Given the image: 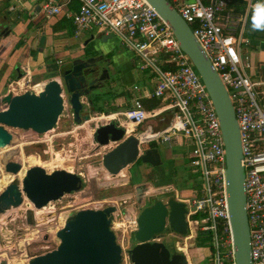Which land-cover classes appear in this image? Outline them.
I'll use <instances>...</instances> for the list:
<instances>
[{
	"label": "built area",
	"instance_id": "1",
	"mask_svg": "<svg viewBox=\"0 0 264 264\" xmlns=\"http://www.w3.org/2000/svg\"><path fill=\"white\" fill-rule=\"evenodd\" d=\"M23 1V0H20ZM70 1V0H69ZM77 11L64 10L49 0L42 5L48 18L65 11L76 26V35L98 33L120 35L133 51L141 69L155 75L153 89L134 86L140 95L122 110L132 131L141 127V145L180 142L190 147L192 165L201 172L204 183L192 188L188 195L179 193L186 203L187 218L200 231L211 234V263L237 264L227 199L226 147L221 122L207 88L182 49L172 28L147 0H78ZM189 23L213 67L219 72L233 102L239 122L243 165L246 172L245 191L251 234L253 264H264V79L254 80L255 66L242 53L249 15L260 0H245L238 11L233 0H169ZM13 9V7H12ZM167 66V69L164 68ZM23 78L16 81L22 89L37 90L29 64ZM13 86V84L11 85ZM145 98H157L164 105L147 110ZM173 113L170 124L159 131L143 128L151 118ZM151 136L144 139L147 132ZM139 212L135 207L123 213L118 207L111 229L122 248L121 264H132L128 254L131 237L138 227ZM190 234V232H189ZM194 236V231L191 237ZM181 249V248H179Z\"/></svg>",
	"mask_w": 264,
	"mask_h": 264
},
{
	"label": "water",
	"instance_id": "2",
	"mask_svg": "<svg viewBox=\"0 0 264 264\" xmlns=\"http://www.w3.org/2000/svg\"><path fill=\"white\" fill-rule=\"evenodd\" d=\"M147 2L172 28L182 49L201 76L215 106L226 147V191L235 258L237 264H253L242 135L228 89L191 26L175 6L169 0ZM38 10H41L40 6ZM2 25L3 23L0 24V37L3 40L0 41V49H5L11 43L13 46L16 40L9 24L1 30ZM253 33L260 32L254 30ZM108 37H103V41ZM96 38L97 36L91 35L85 45ZM46 39L47 36L43 34L39 41V51L44 50ZM23 43V39L19 40L14 45L15 50ZM99 60L100 57L96 55L76 57L69 61L68 67L49 75L42 89H26L20 93L9 91L0 97V103L4 105L2 107L0 104V149L12 142L13 134L9 128L31 129L43 137L46 132L55 128L66 111H70V116L78 125L96 122L92 113L83 111V108L85 103L89 106L93 104V93L99 91L97 94H102L101 90L110 77L107 67H103ZM16 70L20 71V67L17 66ZM21 75L20 72L18 77ZM113 114L116 115L104 119L106 121H97L96 127L92 129L94 143L100 147L110 146L102 158L96 161L95 166L106 179L110 176L114 181L120 179L124 185H129L131 179L128 170L135 162L141 159L144 163L157 167L162 164V153L158 146H151V143L141 145V132L129 131V124L125 122L123 114L106 111L98 116L108 117ZM22 167L20 161L5 162L7 173L18 174ZM86 178L83 173L63 167H56L51 171L41 165L29 167L23 178L11 181L1 191L0 213L23 207L26 200L34 206L27 208L31 213L35 209L46 208L53 202H62L67 195L82 191ZM172 183L173 180L158 181L155 187ZM126 201L124 198L120 204L124 205ZM117 211L118 206L115 204H107L103 208L72 209L65 223L56 230V236L60 240L58 247L33 257L28 264H121L122 248L111 229L112 219L116 217ZM187 212L186 203L175 197H170L168 201L159 199L145 206L139 214L138 227L132 235L136 242L134 245L131 243L128 250L131 263L189 264L187 254L177 245L172 251L165 241L160 240L169 229L181 236L189 235ZM0 264H8V261L2 259Z\"/></svg>",
	"mask_w": 264,
	"mask_h": 264
},
{
	"label": "rangeland",
	"instance_id": "3",
	"mask_svg": "<svg viewBox=\"0 0 264 264\" xmlns=\"http://www.w3.org/2000/svg\"><path fill=\"white\" fill-rule=\"evenodd\" d=\"M4 7L5 5L0 2V13ZM7 14L9 18H11V21H2L3 25L1 26V30L5 29L6 25L9 24L12 31L16 32V28L23 23L26 17L21 14L22 17L17 18L14 13ZM260 22L264 21L261 19ZM250 28H252L251 24L247 23L246 31L249 33L245 34L246 38L252 36L250 33L254 34V31H251ZM30 35V31L27 30L22 37L25 36L29 38ZM110 35L111 36L105 41H103L102 38H96L90 41L87 53L90 52L89 49H92V52L97 49V51H99V56H102V52L105 51L106 54H110L109 57L116 62H119L122 58H131V54L128 52V47L123 43L122 37L114 32ZM84 37L87 39L89 34H85ZM67 38L73 46L79 44L80 40H78L76 36L71 35ZM2 40L3 37H0V41ZM48 42L51 43L50 39H48ZM11 44L5 49H2L3 47L0 49V97L9 91L14 93L24 91V89L19 87L16 83V81L23 78L25 74L24 67H22L21 77H18V75H16L17 73L15 74V71H13L12 75H10L8 79L6 78V75L8 76L9 73L8 69L11 66L10 55L13 52L14 46ZM22 47H24L23 51L25 52V43H23L20 48ZM46 49H50L49 44L46 46ZM241 49L243 55L246 51L249 54L251 52L249 44L245 42L242 44ZM68 61L69 58L66 60L67 64ZM139 62L140 59H137L136 64ZM46 64L48 68L42 69L40 73H38L39 75H36L33 72L32 84L39 82L37 85H44V83L40 82L45 81L47 78L42 77H47L50 74H57L63 66L56 63L54 58H51L50 60L47 59ZM104 65L107 67L110 75L107 83L114 79L117 80L119 77L118 72L121 71V66L115 70V63L105 62ZM136 66H139V64ZM139 69L140 68H134L135 80L132 81L129 79V82H133L129 88H126L127 85H119L112 89L111 94L106 95L107 102L101 104L105 112L125 109L126 106L118 107L117 105L118 98L121 96L129 102L138 97L140 93L134 90V84H137L142 88L147 86L152 88L155 85L154 82H156L157 77L154 76V80L151 79V76H149L153 75L151 70L149 69L146 71V76H144L139 75ZM14 74L16 76H14ZM12 84L13 86H11ZM109 84L111 85V83ZM36 89L40 90L38 87ZM0 104L2 107L4 106L2 103ZM83 111L92 113L94 118L103 114L100 112L95 113L86 103L84 104ZM70 114V111H66L65 115L59 119L55 128L46 132L43 137H40L38 133L31 129L24 130L21 128H9L13 134L12 142L6 147L0 149V193L11 181H18L19 178H23L29 167L41 164L31 163V157L38 158L44 163L41 166L46 168V166H48L46 163L55 155H67V158H65L62 165L52 166L51 168L55 169L56 167H63L77 173H83L87 176V182L82 191L67 195L62 202L56 201L49 204L46 208L35 209L32 213L29 212L27 208H34V206L28 201H25L23 207L11 209L6 213H0V261L6 259L8 264H14V262L17 261L27 264L33 259V257L57 248L60 240L56 236V230L65 223V220L72 209L83 207L103 208L107 204H115L120 207L123 213L131 207H135L140 214L145 206L153 204L159 199L163 201H168L170 197L180 199V192L184 195H188L192 188H199L204 183L201 172L196 166L192 165L188 156L190 147L187 145V149L181 148V154H176L177 156H174L172 153L173 150L168 143L158 145L162 153L161 165L154 167L139 159L130 167L131 183L129 185H124L120 179L114 181L110 176L106 179L101 171L95 166V163L102 158V155L110 148V146L100 147L98 144L94 143L92 138V129L96 127L97 121L106 120L97 119L96 122L90 123L91 125L87 123L78 125L73 121ZM169 116L170 114H164L163 118L166 117L165 119H168L169 121ZM152 120L156 122L158 119L153 118ZM144 126L143 128H146V126ZM140 132L141 127L136 133ZM185 150L186 153H182L183 151L185 152ZM7 160L22 162L23 167L21 171L18 174L5 172V162ZM162 180H173V183L167 186L155 187V183ZM142 183L146 184V191L137 194L135 188ZM124 198L127 201L124 205H121L120 201ZM50 211H53V213ZM191 229L196 232L194 225ZM192 231H190V236ZM170 233L171 230H167L166 235L160 238V240L165 241L166 245L174 251L176 243L180 238L170 237ZM199 233L202 236L205 235L203 234L205 232L200 231ZM131 238V243L134 245L136 240L133 236ZM180 241L183 243V239ZM192 242H195L196 244V248L192 249L195 264H205L208 259L202 258L200 260L202 257L201 252H204L203 248L205 247L201 244L197 245V239H193ZM198 259L200 261H198Z\"/></svg>",
	"mask_w": 264,
	"mask_h": 264
},
{
	"label": "crops",
	"instance_id": "4",
	"mask_svg": "<svg viewBox=\"0 0 264 264\" xmlns=\"http://www.w3.org/2000/svg\"><path fill=\"white\" fill-rule=\"evenodd\" d=\"M47 1H49V0H23V1H20V0H0V2L5 5L4 9L0 13L1 14L0 18L3 22L5 20L11 21V18H9L7 13H14L17 18L22 17V15H24L26 17V19L23 21V23L16 28V32H14L15 34L13 33L14 34L13 35L14 40H16V41H14V45L19 40L23 39L24 43H25L26 51L25 52L23 51L24 47L19 48L20 50H18V49L15 50V48L13 46V52L10 55L11 66L8 69L9 75H12L13 71H15V74L17 73L16 75H19L20 72L22 73V67H25L27 64L30 65L32 71L37 75L38 73H40V71L42 69L48 68L46 62H47V59L50 60L51 58H54L56 60V63H58L59 65L60 64L62 65V64H65V62L68 58L70 61L76 57H84V55L87 54V49H84L85 42L88 39H90L91 35H95V36H97V38H103V37L109 36V35H100L98 33H82L80 36H77L76 35V26L74 24H73V29L63 28L61 30L54 31L53 30V24L64 15L65 11L62 12L61 14L57 15V16H53V17L48 18L46 16V14L44 13V11L42 10V5ZM53 1L56 4H61L64 10L67 9L69 11L75 12L74 10H72L70 8L73 0H70V1L69 0H57V1L53 0ZM39 6L41 7L40 11L38 10ZM12 7H13V9H12ZM7 10H8V12H7ZM16 12H18V13H16ZM261 19H262V21H264V17L262 15H261ZM29 23H31L33 25L29 26ZM27 30L30 31V34H31L30 37L29 38H27L25 36L22 37V35H24ZM251 31H254V30L251 29ZM257 32H260V33L259 34L250 33L252 35L251 37L253 38V40H251V43H248L249 49L251 50L250 54L247 51H246V53H244V56L250 57L251 62L255 66V69L253 71V72H255L254 77H253L254 80L264 79V31H262V32L257 31ZM43 34H45L47 36L46 45H45V48L43 51H39V48H38L39 47V41H40L41 36ZM85 34H89V37H87V39H85V37H84ZM71 35L76 36V38L78 40H80L79 44H77L75 46H73L71 44V42L67 38ZM48 39H50L51 43L48 42ZM48 44H49L50 49H46V46ZM32 50H37V52H38L35 59L32 56V52H31ZM89 51L90 52L88 54L99 56V51H97V49L94 52H92L93 51L92 49H89ZM128 52L131 54V58H122L119 62H116L115 60L110 58L109 57L110 54H106L105 51L102 52L103 53L102 56H99L100 60L103 63H105V62L113 63V64L115 63L116 64L115 70L118 69L119 66H121V71L118 72L119 73L118 79L117 80L114 79V80H111L109 82V83H111V85L109 84V86H108L109 91H107L106 95L111 94L112 89L116 88V86H119V85H127L126 88H129L132 85L131 83H133V82H129V81L135 80L134 79V68H140L139 66H136L139 64V63L136 64L138 57L133 51L129 50ZM17 66L20 67V71L17 70V72H16ZM139 70H140L139 75L146 76L145 72L148 71L149 69L143 70L140 68ZM50 75H53V74H50ZM149 76H151V79L154 80L153 77L155 75H149ZM47 77H42V78H47ZM40 83H44V81H41ZM154 84H155V82H154ZM136 85L137 84H134L133 87ZM153 87L150 88L149 86H147L144 88L153 89ZM262 88H264V85L260 86V89H262ZM104 99L105 100L101 101L102 104H105L107 102V98L105 97ZM117 103H118L117 104L118 107H124V105L126 103L131 106L133 103V100H131L129 102L128 100H126L124 97L121 96L118 98ZM120 111H122V110H117V112H120ZM95 113H98V112L95 111ZM164 114H167V115L170 114L169 121H168V119L167 120L165 119L166 117L163 118ZM115 115L116 114H113L111 117H114ZM172 117H173V113L165 112L162 115L156 117V119H158L156 122L152 120L153 118H151L147 122L148 124L145 126H146V128H148V125H149V126H151L152 130L159 131V130L166 128L170 124ZM107 118H108L107 116L103 115L102 117L99 116V117L94 118V119H107ZM129 125H130V123H129ZM147 133L149 136H151L150 131ZM156 143H157V146L162 144L161 142H156ZM169 146L172 148V150H173L172 153L174 156L176 154L177 155L181 154V148L187 147L186 145H183L180 142H176L173 145L169 144ZM182 153H186V150H185V152L183 151ZM186 156H187V154H186ZM129 170H128V176L130 174ZM171 236L180 238V239H178L176 245L179 248H181L182 252H185L187 254V256L189 258V262H190L189 264H195L194 259H193L194 254L192 253L193 252L192 249L196 248V244H195V242H192V241H193V239L197 238V234L194 232V236H192V237L190 235L181 237V235H178V234L174 233L173 231H171L170 237ZM182 239H183V243H181V241H180ZM203 251L204 252H201L202 257L200 258V260L202 258L208 259V261L205 264H209V262L211 260V250L209 249V247H205V248H203ZM200 260L198 259V261H200Z\"/></svg>",
	"mask_w": 264,
	"mask_h": 264
},
{
	"label": "trees",
	"instance_id": "5",
	"mask_svg": "<svg viewBox=\"0 0 264 264\" xmlns=\"http://www.w3.org/2000/svg\"><path fill=\"white\" fill-rule=\"evenodd\" d=\"M233 1L235 3L236 9L238 11H241L242 7L245 6V4H246L245 0H233ZM70 8L74 11L78 10V8H79L78 0H73ZM254 13L255 12L250 13L249 19H248V24H251V27H252V28H250V30L253 29V15H254ZM255 14H256V23L261 24V22H259L260 21L259 19H261V14H259V13H255ZM30 25H33V24L29 23V26ZM63 28L73 29V22L69 18H67L65 16V14L53 24V30L54 31H58V30H61ZM31 52H32V56L35 59V57L37 56V53H38L37 50H32ZM164 68L167 69V66H164ZM14 76H16V75L14 74ZM9 77H10V75L8 73V76L6 75V78L8 79ZM103 100H104V97L101 96L100 94L94 95L93 105L95 107L96 112H100V113L105 112L104 108L101 106V104H102L101 101H103ZM143 102H144V105H145L147 110H152L154 108H157V107L164 105V101L161 99H157V98H146V99H144ZM112 112H117V110H112ZM151 146H157V143L152 142ZM203 234H205V235L202 236V235H200V233H198L197 238H196L198 240L197 245L201 244L204 247H209V249L211 250V253H212L213 248H212V245L210 243L211 234L206 233V232ZM209 264H212L211 260H210Z\"/></svg>",
	"mask_w": 264,
	"mask_h": 264
},
{
	"label": "flooded vegetation",
	"instance_id": "6",
	"mask_svg": "<svg viewBox=\"0 0 264 264\" xmlns=\"http://www.w3.org/2000/svg\"><path fill=\"white\" fill-rule=\"evenodd\" d=\"M1 15V14H0ZM2 23V20H1V18H0V24ZM249 39V43H251V40H253V38L252 37H249L248 38ZM89 44H90V42L87 44V45H85L84 46V49H88L89 48ZM89 56H92V54H86V55H84V57H89ZM99 62L103 65V67H105L104 66V63L101 61V60H99ZM69 63V62H68ZM65 64H67V63H65ZM65 64H62L63 66H62V68H65V67H68V64L67 65H65ZM105 74V73H104ZM104 74H100V75H104ZM106 75H107V73H106ZM106 82V81H105ZM108 86H109V83H107L106 82V84H105V87L101 90V96L103 95V97L105 98L106 97V93H107V91H109L108 90ZM97 93H99V91L98 92H95V93H93L91 96V98L93 99L94 98V95H96ZM105 100V99H104ZM126 105V108H128L130 105L129 104H125ZM125 105H124V107H125ZM90 108L92 109V111H96L95 110V107H94V105L92 104L91 106H90ZM125 108V109H126ZM125 109H123V110H125ZM162 181H164V180H162ZM146 184L145 183H142V184H140V185H138L136 188H135V192L137 193V194H140V193H144L145 191H146V186H145ZM156 202V201H155Z\"/></svg>",
	"mask_w": 264,
	"mask_h": 264
},
{
	"label": "bare ground",
	"instance_id": "7",
	"mask_svg": "<svg viewBox=\"0 0 264 264\" xmlns=\"http://www.w3.org/2000/svg\"><path fill=\"white\" fill-rule=\"evenodd\" d=\"M40 88V89H42L43 88V85H37L36 86V88ZM103 116V115H102ZM102 116H100V117H102ZM112 116V115H111ZM111 116H108V118L107 119H109ZM132 125L130 124V126H129V131H132V128L133 127H131ZM149 137V135H148V133L147 134H145L144 136H143V138L144 139H147ZM60 153V152H59ZM65 158H67V155H55L53 158H51V160L49 161V162H47L46 163V165H48V166H46V169H48V171L49 170H51L52 168V166H60V165H62L63 164V162H64V160H65ZM31 163H35V164H40V165H43L44 163H42V161H40L38 158H35V157H31ZM26 168V167H25ZM24 172H25V170H24ZM27 201V200H26ZM29 202V201H28ZM14 264H23V263H20V262H14ZM28 264V263H27Z\"/></svg>",
	"mask_w": 264,
	"mask_h": 264
},
{
	"label": "clouds",
	"instance_id": "8",
	"mask_svg": "<svg viewBox=\"0 0 264 264\" xmlns=\"http://www.w3.org/2000/svg\"><path fill=\"white\" fill-rule=\"evenodd\" d=\"M255 13H259L264 16V0L257 5ZM253 15V30L264 31V24L256 23V14Z\"/></svg>",
	"mask_w": 264,
	"mask_h": 264
}]
</instances>
